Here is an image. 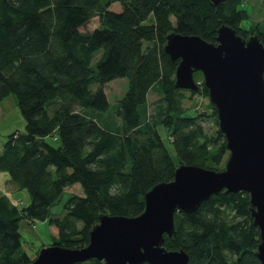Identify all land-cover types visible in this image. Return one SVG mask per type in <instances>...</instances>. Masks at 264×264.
<instances>
[{
  "label": "trees",
  "instance_id": "16d2710c",
  "mask_svg": "<svg viewBox=\"0 0 264 264\" xmlns=\"http://www.w3.org/2000/svg\"><path fill=\"white\" fill-rule=\"evenodd\" d=\"M244 2L0 0V103L13 94L25 121L24 131L11 132L1 146L0 171L30 196L21 206L0 194V264L35 258L24 248L22 220L54 225L51 244L83 247L101 214H140L144 194L171 181L178 165L222 169L228 150L202 74L194 73L198 91L176 87L178 60L163 46L172 32L216 43L223 24L244 39L257 35L264 45V26L244 24L250 19ZM113 3L121 9L111 10ZM93 17L98 26L80 31ZM118 77L128 78L127 90L112 119L101 124L98 113L110 105L104 88ZM150 93L158 96L152 102ZM187 97L190 108L183 104ZM209 119L217 126L211 134L202 124ZM75 184L82 194L69 193L62 212L52 213ZM258 243L248 193L222 190L195 211L175 212L174 232L163 246L184 250L187 264H260Z\"/></svg>",
  "mask_w": 264,
  "mask_h": 264
},
{
  "label": "water",
  "instance_id": "95a60500",
  "mask_svg": "<svg viewBox=\"0 0 264 264\" xmlns=\"http://www.w3.org/2000/svg\"><path fill=\"white\" fill-rule=\"evenodd\" d=\"M210 1L218 5L226 0ZM163 51L178 60L176 87L198 91L200 83L194 73L201 72L229 152L224 168L180 164L171 181L159 182L144 194L140 214H101L87 245H45L28 264H73L91 258L104 264H187L184 250L163 246L164 236L174 232V214L195 211L222 190L248 193L252 223L259 231L254 254L264 264V45L257 35L244 39L223 24L216 43L172 32L166 36Z\"/></svg>",
  "mask_w": 264,
  "mask_h": 264
},
{
  "label": "rangeland",
  "instance_id": "374dc122",
  "mask_svg": "<svg viewBox=\"0 0 264 264\" xmlns=\"http://www.w3.org/2000/svg\"><path fill=\"white\" fill-rule=\"evenodd\" d=\"M243 7L248 10L250 13V19L246 21L244 24H248L250 22L256 23L259 22L260 25L264 26V1L263 0H245ZM111 10L119 11L121 9L119 3H113L109 7ZM98 26V18L93 17L90 21H88L85 25L80 27V31L89 32ZM128 86V78L127 77H118L111 81H109L104 90L106 92L109 107L106 111L98 113V119L101 124H104V121H108L112 119L113 111L115 105L121 99V97L125 94ZM189 95V92H186V96ZM158 96L155 93H150L148 99L150 102L155 100ZM185 107L190 108L194 102L191 98H186L183 101ZM198 110L202 109V105H198L196 107ZM120 127L122 122L119 121ZM203 127L205 128L208 134H211L216 129V124L213 119L205 120L202 122ZM119 127V129H121ZM25 121L20 112V109L17 105L16 98L13 94L8 95L2 102L0 103V149L3 143L7 140L8 135L17 130L24 131ZM159 131L164 138H166V129L163 127H159ZM228 151L223 156L221 161L222 169L225 166L226 160L228 158ZM172 156L174 161H176V154L172 151ZM25 192V194H24ZM69 193L82 194V190L79 184H75L69 186L64 189V193L61 201L54 207L51 208L52 213H61L62 206ZM8 195V192H5ZM30 201V196L27 190L23 191V201L20 203L21 206L23 204H27ZM231 216V215H230ZM230 218V217H229ZM233 219V216H231ZM31 225L26 220H22L20 223V232L22 237L24 238V248L30 256L36 257V252L45 245H49L52 242V236L57 234V229L54 225H49L47 221L36 220ZM35 254V255H34Z\"/></svg>",
  "mask_w": 264,
  "mask_h": 264
},
{
  "label": "crops",
  "instance_id": "0c3cea01",
  "mask_svg": "<svg viewBox=\"0 0 264 264\" xmlns=\"http://www.w3.org/2000/svg\"><path fill=\"white\" fill-rule=\"evenodd\" d=\"M7 174L3 171H0V194L7 191L8 197L13 204L19 205L23 201V189H18L14 184L9 182ZM25 194V192H24ZM52 226V225H51Z\"/></svg>",
  "mask_w": 264,
  "mask_h": 264
}]
</instances>
